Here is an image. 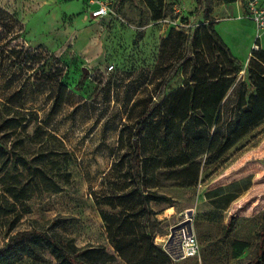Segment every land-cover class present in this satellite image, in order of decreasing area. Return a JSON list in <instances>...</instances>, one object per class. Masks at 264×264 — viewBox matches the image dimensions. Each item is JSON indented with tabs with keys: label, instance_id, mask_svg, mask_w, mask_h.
Here are the masks:
<instances>
[{
	"label": "rangeland",
	"instance_id": "374dc122",
	"mask_svg": "<svg viewBox=\"0 0 264 264\" xmlns=\"http://www.w3.org/2000/svg\"><path fill=\"white\" fill-rule=\"evenodd\" d=\"M89 1L0 0V103L21 88L24 106L36 111L39 118L29 133H36L37 126L45 130L44 142L65 153L70 172L69 182H60L58 192L35 195L27 202L29 212L15 230L45 229L57 240H67L74 250L102 247L113 254L108 231L115 224H109L125 218L131 232L128 238H133L142 234L147 217V235L154 246L166 252L168 264H253L264 195L253 208L244 203L225 212L207 210L204 202V221L201 214L193 217V210L201 206L208 188L231 176L224 174L235 164L255 175V188L264 194V125L240 144L259 135L258 141L237 155L238 146L230 150V163L213 176L207 174L215 167L204 172V157L198 159V181L186 186L183 182L190 181L197 170L192 167L184 172L185 165L176 163L180 150L175 139L157 144L152 135L161 127L154 125L157 113L149 114L148 120L153 122L143 126L138 122L146 104L154 105L190 79L204 76V63H213V39L204 32L207 24L232 57L244 65L264 52V33L257 39L241 0H202L201 9L209 7L207 19L202 11L193 15L196 0H100L111 7L101 18L91 15ZM196 29L201 37L194 46L201 48L196 67L187 60L162 89L167 66L191 48ZM16 33L19 37L15 39ZM43 60L53 76L40 71L38 62ZM227 61L220 52L219 62ZM82 67L87 68L86 74ZM60 90L65 92L62 105L51 115ZM133 138L140 145L142 166L146 163L141 174L142 190L148 195L145 210L135 218L126 216L143 207L124 155L131 151ZM168 159L172 168H154ZM150 190L170 196L173 203L152 199ZM226 203L219 201V208ZM168 207L174 209L173 214L165 215ZM184 212L200 250L192 257L175 258L171 246L172 254L165 244L171 227L184 220ZM230 218H234L232 223H228ZM234 240L247 243L237 257ZM4 242L0 235V246ZM99 259L105 264H126L117 255L114 261H107V256ZM22 264L56 262L46 253L40 261L23 260Z\"/></svg>",
	"mask_w": 264,
	"mask_h": 264
},
{
	"label": "trees",
	"instance_id": "16d2710c",
	"mask_svg": "<svg viewBox=\"0 0 264 264\" xmlns=\"http://www.w3.org/2000/svg\"><path fill=\"white\" fill-rule=\"evenodd\" d=\"M234 1L236 0H222L224 3ZM201 7L202 0H196L193 15L198 16L202 11L204 19H207L209 7L204 5L203 10ZM197 31L198 29L192 37L191 48H186L182 55L179 53L180 56L173 64L167 66L168 71L161 83L162 89L166 88L187 60L196 67V55L201 49L195 48V44L201 39ZM204 32L213 39L210 48L213 63H204V76L190 79L154 105L146 104V111L138 122L142 126L153 122L154 120H148L149 114L157 113L154 125L161 124V127L158 132L152 133L157 144H167L175 139L180 150L176 163L185 165L184 172L193 169L192 167L197 170L190 181L183 182L186 186H193L198 181V159L204 157V172L215 167L213 172L207 174L208 177L213 176L230 163L233 158V155L227 156L230 150L238 146L235 150L237 155L254 145L259 135L253 136L244 144L240 143L253 130L264 125V52L256 54L244 65L232 57L210 24L206 25ZM18 37L16 33L13 38ZM220 52L227 57L226 63L219 62ZM38 67L45 76L54 75V72L45 67L44 60L38 62ZM64 96V91H58L49 112L51 115L58 112ZM38 119L36 111L24 106L21 88L6 96L0 103V235L5 237V242L0 246V264H22L23 260L40 261L46 253L56 264H105L104 261L98 262L99 258L107 256V261H114L116 255L126 264H168L170 260L166 252L154 246L151 237L147 235V217L143 220L144 231L133 238H128L131 232L125 218L109 224H115L108 231L113 254L107 253L102 247L74 250L67 240L59 241L45 229L15 230L22 216L29 212L27 202L33 196L58 192L60 182H69L70 172L65 153L44 142L43 135L48 134L40 126L36 127V133L30 134L28 131ZM137 143V139L133 138L131 151L124 154L128 158V172L136 185L143 207L126 216L134 218L142 215L141 211L145 210L148 199L147 193L142 190L144 179L141 174L146 163L142 166L140 145ZM31 144L36 147L31 149ZM173 166L168 159L164 164H155L154 168L170 169ZM233 185L235 183L224 189ZM222 191L223 187H218L206 191L204 195L216 196ZM149 195L154 200L173 203V199L165 194L150 190ZM221 200H225L224 197H216L212 203L215 207H221L218 205ZM233 221L234 218H230L228 223ZM232 245L236 248L234 255L237 257L247 243L234 240ZM255 248L256 255L252 263L264 264V214L257 231Z\"/></svg>",
	"mask_w": 264,
	"mask_h": 264
},
{
	"label": "crops",
	"instance_id": "0c3cea01",
	"mask_svg": "<svg viewBox=\"0 0 264 264\" xmlns=\"http://www.w3.org/2000/svg\"><path fill=\"white\" fill-rule=\"evenodd\" d=\"M247 169L248 168H244L242 164H235L230 167L226 174H224L231 175L229 178L218 182L216 186L206 190L209 191L218 187H223V191L220 194L211 197L208 195L204 196L203 194L202 199L200 200L201 206H198L193 210V217L201 214L202 218L200 219L204 221V202H206L207 210L211 211V209H219L224 212L244 203H247L248 207L252 208L258 205L259 199H261V196L264 194H262L261 190L258 191V189L255 188L257 178ZM234 183L235 185L224 189V187ZM221 196L226 200V205L222 208L214 207V205H212V200L216 197L220 198ZM173 211L174 209H172V207H168L165 215L173 214Z\"/></svg>",
	"mask_w": 264,
	"mask_h": 264
},
{
	"label": "built area",
	"instance_id": "2783aa9c",
	"mask_svg": "<svg viewBox=\"0 0 264 264\" xmlns=\"http://www.w3.org/2000/svg\"><path fill=\"white\" fill-rule=\"evenodd\" d=\"M241 2H243L245 15L251 20L258 39L264 33V0H241ZM89 3L92 4L91 15L95 18L104 17L111 12V7L108 2L90 0ZM255 47L258 48L257 45ZM184 215L185 218L181 222L189 221V219H186L185 212ZM169 245L172 248V253L180 255V257L195 256L200 250L197 237L190 229V222L189 226L185 224L175 231Z\"/></svg>",
	"mask_w": 264,
	"mask_h": 264
},
{
	"label": "water",
	"instance_id": "95a60500",
	"mask_svg": "<svg viewBox=\"0 0 264 264\" xmlns=\"http://www.w3.org/2000/svg\"><path fill=\"white\" fill-rule=\"evenodd\" d=\"M82 71H83L84 74H86L88 70H87V68L82 67ZM189 215H191L190 212H189ZM185 224H187V225L189 226V221L187 220V221H185V222H180V223L175 224L174 226L171 227V229H170V234H169V236H168V240L166 241V244H165V249L168 250V252H169L170 254H172V253L170 252L169 243H170V241L172 240V238H173V236H174V234H175V231H176L177 229L181 228V227H182L183 225H185ZM174 257H175V258H178V257H180V255H176V256H174Z\"/></svg>",
	"mask_w": 264,
	"mask_h": 264
}]
</instances>
